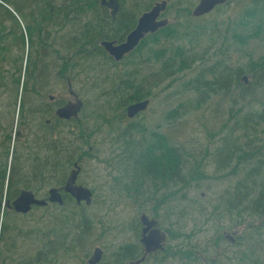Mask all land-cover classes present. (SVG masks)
<instances>
[{"label":"rangeland","instance_id":"obj_1","mask_svg":"<svg viewBox=\"0 0 264 264\" xmlns=\"http://www.w3.org/2000/svg\"><path fill=\"white\" fill-rule=\"evenodd\" d=\"M19 1L27 0H0L1 6L5 3L11 7L9 11L0 7V22L5 21L9 30L28 35L27 28L33 30L35 27L32 24L33 19L28 21V15L35 13L39 7L31 5L34 0H28L29 3L25 5ZM157 1L160 0L140 2L152 5ZM125 3L127 6H133L136 19L142 12L136 9V1L127 0ZM197 3L198 0H170L165 13L169 24L178 32H183L191 26L192 30L198 33V27L210 29L216 24L222 31L224 29L221 27L222 23H225L233 10V0L227 2L228 7L217 6L206 15L194 19L191 17L192 19L188 20ZM96 17L88 13L83 15L82 21H79L81 25L79 29L86 27L82 28L84 21L97 19ZM77 27L79 25H74V29ZM104 34H107V30ZM198 35L179 36L178 41L186 43V51H188L186 55L200 56L201 52L210 46L207 34L203 37ZM163 38L161 35L148 38L146 45H143L139 51L134 50L120 63H114L103 51L96 50L101 56L93 55L89 59L95 68L74 69L77 77L74 81V90L84 104L81 119L85 126V130L80 133V141L75 140L74 148L82 146L91 148L89 152L86 150L89 158L82 164V174L79 179L80 184L92 192V201L89 206H77L72 200L68 201L65 207L49 204L46 208L35 207L29 214L18 216L13 210L7 208L3 210L6 193L5 189L3 192L0 191V194H3L2 199L0 198L3 204L0 207L1 217L5 213L10 227L25 231L26 260L27 256L32 259L34 254L38 255L41 249L43 255L40 264H47L46 258L49 257H52L49 264H88L92 251L95 247H99L103 250L99 264H118L116 259L121 248L126 246L141 248L139 216L144 213L149 218L156 219L158 227L169 236L166 250L148 257L142 262L143 264H264V213L260 214L252 202L257 197L258 189H254L236 211L231 212L227 207V202L232 201L239 194L234 193V188L242 183V178L244 176L246 178L257 161H262L264 183V136L258 133L251 134L249 131L242 133L238 130L235 136L228 138L231 144L234 143V147L238 146L243 151H249L252 146L259 147L262 152L251 157L248 163H242L245 157L242 162L233 161L229 150L224 152L220 150L231 129L235 130L241 122L242 113L250 107L242 106L241 103L233 105V97L224 96L222 92L209 96L204 103L198 104L196 101L200 94L190 88L201 70H206L207 66H212L217 62L216 60H226L229 66L244 67L250 62L248 58L256 59L262 52L263 40L252 38L245 45L238 44L242 46L239 55L231 50L227 52L225 48L227 43L223 41L222 36L215 35L211 42L214 46L203 56V60L195 62L190 69L175 75L177 80L171 85L170 78H166L163 71L160 72L161 62L155 61L152 56L150 61L146 60L149 56L148 51H156L160 48ZM9 39H15L14 35H10ZM154 40L159 41L154 44ZM27 49L29 48L26 43L25 51ZM14 59L17 60L12 57L10 62H15ZM22 59V65L18 64L16 69L21 68L23 72L22 66H27V69L29 67L26 82L28 86L33 79L39 54L33 46L32 56L29 55L28 61L27 56L20 57L19 61ZM82 62L84 64V61ZM9 67L15 71L10 65ZM137 68L138 74L132 77L133 81H127L134 83L130 93L139 86L141 93L147 97L141 101L148 100L149 104L135 119L126 121L125 107L132 102L127 100V93L123 92L124 94L118 97L113 96V93L119 91L115 88H121L125 80L130 77L129 73ZM82 74L88 78L82 77ZM107 75L117 80L112 88L103 84ZM207 76L205 75L204 78L206 79ZM5 82V92L0 93L2 108L0 116L3 123L5 121L10 124L14 117L16 119L20 115L19 100L23 96L21 89L19 90V80L16 83H13L12 79ZM61 85L58 81L56 93L61 96L59 100H65L66 92ZM49 87L50 80L45 88L46 91H49ZM28 95L27 93L26 106L31 97L29 96L27 101ZM35 99L37 97L32 98L31 108H28L25 115H32ZM175 108L178 112L170 117L169 113ZM17 124L19 122L15 120L14 125ZM128 126L133 130H135L133 127L137 126L149 131L156 129L166 138H170L173 142L171 144L182 151V164L178 171L181 181L177 185L165 187L164 191L168 193L164 195L169 197L165 205H159L163 200L162 190H153L147 185L149 182L145 183V187L136 184L139 177L129 171L131 167L136 168L132 154L122 162L121 158L117 159L120 142L116 141L115 137ZM242 134L247 136L250 134L251 138H242ZM13 137L14 130L11 148ZM18 151L23 152L22 178L19 187L15 188L31 190L38 198L47 195L50 188L62 187L69 173L74 169L70 164H56L51 161L49 163H52V166L46 169L48 173L46 179L37 177L38 180L44 181L40 185L28 180L30 173L35 174L34 165H28L27 151L31 152L28 142H21ZM226 158H231V161L225 162L226 165L222 168L221 164ZM122 163L126 165L122 166ZM234 167L236 169H233ZM241 195L243 196V192ZM225 231H238L235 245L231 246L222 239ZM182 234L183 240H181ZM51 241L55 243L49 244L48 242ZM181 242L186 245V257H179L173 252L166 254L175 246L178 247ZM5 250L4 245L1 250V261L5 256ZM195 251L201 252L203 259L193 257ZM25 264L28 263L25 261Z\"/></svg>","mask_w":264,"mask_h":264},{"label":"trees","instance_id":"obj_2","mask_svg":"<svg viewBox=\"0 0 264 264\" xmlns=\"http://www.w3.org/2000/svg\"><path fill=\"white\" fill-rule=\"evenodd\" d=\"M121 1L126 2L127 0ZM135 1L140 2L142 0ZM6 2L10 5L12 4L11 2ZM17 2L18 1H15V3ZM19 2H23L24 5L25 3H29L28 0ZM49 2H59L64 4L68 3L70 10L73 9V13L70 12V14L72 13L73 17L81 19L84 11L88 9V6H93L94 4L98 3L99 0H34L31 2V5H37L39 8H37V11L35 13L28 15V21H30L31 19L34 20L36 18H66L70 16V14H54L53 11L44 10V6L42 7L38 5L41 3ZM227 2L223 5H226L228 7ZM8 4L4 3L3 5L5 7L1 5L0 7L4 8L6 11H9L11 7ZM221 6L222 5L218 6V8H221ZM94 11H96V9ZM46 12H48V14ZM187 19L190 20L192 18L190 17ZM24 23L26 25V22ZM32 24L35 25V22ZM217 25L218 24L214 25L210 29H207V27H198L197 33L196 31L192 30L191 26L187 27L183 32H178L176 31L175 27H172L169 24L165 28L161 29L158 33H155L154 35H150L143 39L134 50L139 51L143 45H146L148 38H154L157 35L163 36L164 38L162 39L160 48H158L156 51H148L149 56L146 57V60L150 61L152 56L155 61L161 62L160 72L163 71V74L166 76V78H170L169 84H173L177 80V77H174L175 75L190 69V67L195 62L203 60V56L211 50L212 46H214V44L211 42L213 41L215 35L222 36L223 41L227 43L225 46L227 52L228 50H231L233 52L239 53V55L241 54L240 49L242 46L238 44L245 45L252 38L258 39L260 41L263 40L262 52L257 56L256 59L248 58L250 62L245 64L244 67L229 66L226 60H216L217 62H215L212 66H207L206 70H201L200 74L193 80L194 84L190 86V88H193L200 94V97H198L196 101L198 104L204 103L209 96L216 95L217 93L222 92V95L224 96L229 95L233 97V105H238L239 103H241L242 106L248 105L250 107L242 113L241 122L236 126L235 130L231 129L226 139L224 140L222 149L220 150V152L222 150L223 152L229 150L230 157L233 158V161L242 162V159L245 157L242 163H248L251 161V157L262 153L260 152V148L250 146L249 151H243L238 146L234 147V143L231 144L228 138H232L233 136H235L238 133V130H241L242 133L249 131L251 134L258 133L264 136V0H233V10L227 17L225 23H222L221 26L224 27V29L222 31L219 30L220 27ZM133 26L134 24L132 25L128 20L125 21L121 19L119 23V29L114 32L113 36L106 37L105 39H114L121 42L123 34ZM7 27L8 26L6 25L5 21L0 22V51H5L7 49H17L18 47L25 49L27 43L29 48L27 49V53L32 56L31 48L33 46V42L31 41L30 37H32L36 33V25L33 30H29L26 25L28 35H25L24 32L18 34V31L9 30ZM86 30L87 29H85L82 34L75 38L79 39V43H77L76 45L82 47V45L84 44L87 46L91 45V47H95L100 40L104 39L97 38L95 40H87L89 37V30ZM196 34H199V37H203L205 34H207V40L209 41L210 46L207 47L206 50H203L200 56H198L197 54L188 56L186 55L188 51H186L185 41H178L180 40L178 38L180 35H184L187 37L188 35ZM10 35H14L15 39H9ZM82 39L86 41H84L81 45L80 42ZM158 41L159 40H154L153 43L157 44ZM94 54L97 56H101V54L97 53L96 51L94 52ZM130 54H132V52ZM77 55L73 58V60L75 61V68L77 65L85 67L86 69L89 68V70H91V68H95L89 62L90 57L83 56L81 53H78ZM11 56L12 54L10 55L9 60H11ZM109 59L114 63L121 62H115L111 57H109ZM207 59L209 60V58ZM1 60L5 61L4 58H2ZM22 61L23 59L21 61L15 60V62L13 63L8 61V64L11 63L12 65L17 66L18 64L21 65ZM79 61H81V63H79ZM82 61H84V64ZM234 64L236 65L237 63ZM18 71L19 73H21V69H18ZM137 71L138 68L134 72L129 73L130 77L125 80L126 82H124L125 84H122L123 86L121 88H115V90L119 89V91L113 93V96L118 97L120 94L123 95L124 93H127V100L132 102L131 104L147 98L146 95H143L141 93V88L139 86H136L133 92L130 93V89L134 88V83L127 81H133L132 77H135L136 74H138ZM205 75H208L206 79L204 78ZM10 76L12 75L10 74ZM242 76L248 77L247 84H245L241 80ZM32 77L34 79H37L38 75L33 74ZM105 81L106 82L101 83L107 85L108 88H112V86L116 84L115 82L117 80H115V77L107 75ZM122 104H124V102ZM253 106L255 108H258L254 110ZM175 112H178L177 108L173 109L169 113V116L171 117ZM133 128L135 130L131 129L129 126L124 128L121 134L117 133V137H115V140L119 141L120 143L122 142L125 145L127 153L129 155H133V162L134 164H136V168L131 167L129 171L132 172V175L139 177L138 183L136 184L140 185L141 187H145V183L149 182L147 185L153 190H162L163 200L159 203V205H165L169 200V197H166L164 195L168 193L164 191L165 187L177 185L178 182L181 181L178 171L182 164V151L177 146L171 144L173 142H171L170 138H166L165 135L160 134L156 131V129H152L149 131L148 129H145L141 126ZM241 137L251 138V135L248 134L247 136L246 134H242ZM231 158H226L224 160V162L221 164L222 168L225 167V162L230 163ZM124 165L126 164L122 163V166ZM49 167H51L50 164H44L42 170ZM261 167L262 161H257L256 164L249 170L246 178L245 176L242 178V183L234 188V193L239 194L235 199L233 198L232 201L227 202V207L231 212L236 211L241 206L242 202L248 197V195L254 192V189H258L257 197L252 202L256 206L257 211H259L260 214L264 213V183L262 181ZM233 169H236V167H234ZM33 170L35 174L39 173L38 166L34 165ZM191 175L192 171L190 173V176ZM241 192H243V196L241 195ZM177 239L178 236L176 240ZM48 243L53 244L55 242L51 241ZM133 247L136 249L134 250ZM177 248L178 247L175 246L174 249H172L170 252H166V254L173 252L177 254V256L182 257L180 256L179 251H177ZM156 253L152 255H155ZM39 255L41 257L40 261L37 260V256ZM42 255V250L40 249L39 254H34L32 259L28 258L27 256L26 262L28 264H40L42 262ZM184 256L186 257V255ZM140 257L141 253L139 251V247L126 246L120 249V252L117 255L116 262L118 264H130V261H136ZM51 258L52 257L46 258L47 264H49Z\"/></svg>","mask_w":264,"mask_h":264},{"label":"flooded vegetation","instance_id":"obj_3","mask_svg":"<svg viewBox=\"0 0 264 264\" xmlns=\"http://www.w3.org/2000/svg\"><path fill=\"white\" fill-rule=\"evenodd\" d=\"M169 1L170 0H168V4ZM157 2H154L152 5L150 3L144 4L142 2H136V9L141 10L142 12L135 19L136 15L134 9H132L133 6H127V4L125 2H122L121 0H118L117 5H111L109 0H99L98 3L94 4L93 6H88V9L84 11L83 15H86L87 13L94 14L95 16H97V19H90V21H84L82 24V28L84 26L86 27H84L82 30L79 29L81 27L79 21H82V18L80 19L73 17V9L70 10L68 3L64 4L59 2H49L38 4L39 6H44V10L53 11L54 14L61 13L65 15L70 14V12L72 13L69 17L66 18H36L32 21L35 22L36 33L30 38L33 42L35 50H37L39 54V61L33 71V74L38 75V78H33L30 81V84H28V86H26V82L27 74L29 73V67L27 69V66H22L24 70L23 72L21 71L23 73V75H21V73L17 72V70L21 68L16 69L17 66L11 64L13 62L8 64V61L10 62L9 57L11 54V57H15L17 60H19L20 57L27 56L28 61L29 54L27 53V51L20 47H18L17 49H7L5 51H0V93L5 92V81H7L8 79H12L13 83H16L19 80V90L21 89L23 96V98H20L19 100L20 115H18L16 119L13 115L14 120H12V123L9 124L5 121L3 123L0 116V191L3 192V190L5 189L6 193L3 210L7 208L8 210H13L15 213H17L18 216H24L33 211L35 207L46 208L49 204H52L53 206L58 205L60 207H65L67 205V202H71V200L75 201L77 206H89L84 201L79 203L77 199L66 190L68 186L67 184L71 180L72 176H74V174H76L75 185L78 187H84L80 184L79 177L82 174V164L83 162H85V160L89 158L88 152L91 149L87 146L74 148L75 140L80 141V133L85 130V126L82 123L81 119L82 112L84 109L83 102L81 110L77 114V116L70 115L68 117H61L58 113L59 110L66 108L71 103L81 100L78 98L74 90V81H76L75 79L77 78L75 76L74 69L79 68L81 66L77 65L75 68V61L73 60V58L78 53H81L83 56L86 57H91L95 55L94 52L96 50H101L104 52L105 55L111 57L105 51L104 47L100 45V43L104 41L113 42L115 45L122 43L126 39V36L135 28L140 16L143 13L148 12ZM112 6H116V9H114V11ZM95 9L96 11H94ZM167 9L168 5L166 7V10L160 13L157 20L166 18L165 13ZM111 12H114V15H112ZM46 13L48 14V12ZM121 19L125 21L128 20L129 22H131L132 25L134 24V26L132 28H129L127 32L123 34L121 42L116 41L114 39H105L106 37L113 36L114 32L119 29V23ZM74 25H79V27L74 29ZM85 29H87L86 31L89 30V37L87 40H95L97 38L104 39L100 40L95 47H91V45H82V43L86 41L82 39L80 43L82 47L85 48L83 49L79 45H76L77 43H79V39L75 38L82 34ZM161 29L163 28H159L156 32L152 34H146L143 39L150 35L158 33ZM106 30L107 34H104ZM130 53L131 52L124 55L120 61H122ZM2 58H4L5 61L1 60ZM24 63L26 65V60ZM79 63H81V61H79ZM9 65L14 68L15 71L11 70ZM10 74L12 76H10ZM82 77L88 78V76L84 74H82ZM49 80V91H46L45 88L48 86ZM58 81L61 82V86L66 92V94H64L66 98L65 100H59L61 96L56 93ZM65 88L67 89V91ZM27 93L29 94L27 97V101L29 96L31 97L29 100V104L26 106L25 100ZM33 97H37V99H35L34 107L32 106V115H25L27 114L28 108H31V100ZM126 108L127 107H125V115L127 117L126 121L135 119V117L128 118L126 114ZM1 110L2 108L0 103V112ZM29 116H32V118ZM15 120L18 121L19 124L14 125ZM74 126L76 128H74ZM13 130L14 137L11 148ZM21 142H28L29 149H31V152L27 151L29 161L28 165L33 164L39 167V173H30V177H28V180L31 182L40 185L42 182H44L43 180L46 179V175L48 176V173L46 169L42 170V167L44 164H50L52 166V163H49L51 161L56 164L63 163L64 165L70 164L71 166H73L74 169L71 170L69 176L67 177L62 187L50 188L48 194L41 198H38L37 195L31 190H20L15 188L19 187L22 178L21 170L23 163V152L18 151ZM86 150L88 152H86ZM118 154L119 155L117 159L121 158V162L123 159L131 157L127 153L125 145L122 142L120 143ZM61 159H64V161H61ZM34 175L35 177H33ZM37 177H41V179L43 180H38ZM23 191L31 192L36 200L44 201L45 204H32L31 209L28 210L27 213L17 212L14 206V202L18 200ZM2 195L3 194H0L1 199ZM23 199L31 200L28 196L24 197ZM2 206L3 204L0 202V207ZM142 214L144 213H141L140 215ZM140 226L141 236V231L143 228L141 223ZM157 228L159 227L157 226ZM24 232V229L16 228L15 230L10 227V225L7 224V217L5 213L2 217L0 213V264H25L26 258L24 248L26 240ZM163 232L165 233L166 238L168 240L169 234H167V232L165 231ZM237 232L238 231H225L222 234V239L226 240L231 246H233L237 243ZM148 233L149 232L146 233V236L148 235ZM2 234L4 235V237H2ZM5 239H7V241H5ZM183 239L184 235L182 234L181 240ZM4 245L6 249V258L4 256L3 261H1V250ZM140 245V258H142L144 256V251L141 243ZM133 249L135 250L136 248L133 247ZM178 249L180 256L183 257L184 255H186V245L184 244V242H181L180 245L178 244ZM156 252H159V250ZM156 252L148 253L142 262H144L148 257H150ZM92 255L93 251L88 261L90 260ZM194 256L198 259H203V255L199 251H195L193 257ZM40 259V255L37 256V260L40 261ZM131 262L132 261H130L129 263Z\"/></svg>","mask_w":264,"mask_h":264},{"label":"water","instance_id":"obj_4","mask_svg":"<svg viewBox=\"0 0 264 264\" xmlns=\"http://www.w3.org/2000/svg\"><path fill=\"white\" fill-rule=\"evenodd\" d=\"M228 0H198L197 5L194 7L190 16L193 18H198L200 16L206 15L215 7L223 5ZM110 4H118V0H109ZM168 5V0H161L157 2L148 12L143 13L137 21L135 28L126 36V39L115 45L113 42H101L100 45L104 47L105 51L116 61H120L124 55L129 52L134 51V49L139 45L140 41L143 40L146 34H152L156 32L159 28H165L169 21L167 18L157 20L160 13L166 10ZM113 11L116 6H112ZM114 15V12H111ZM241 80L247 84L248 77L242 76ZM149 104L148 100L139 101L130 104L126 108V114L128 118H133L135 115L146 110ZM82 107V101L71 103L66 108L58 111L61 117H68L70 115L77 116ZM74 177V178H73ZM73 178V181H72ZM71 180L67 184L66 190L71 193L77 201L80 203L84 201L87 205H90L92 201V192L86 187H78L75 185L76 174L72 176ZM30 197L31 200L23 199L24 197ZM32 204L44 205V201L36 200L31 192L23 191L21 196L17 201L14 202L15 209L17 212L27 213L31 209ZM139 222L142 224L143 228L141 231V238L139 242L143 246L144 256L136 262V264L141 263L146 255L151 252L163 251L167 243L166 235L161 231L158 226V221L153 218H149L145 214L139 216ZM148 235L146 236V233ZM100 258V251L95 248L93 255L88 261V264H96Z\"/></svg>","mask_w":264,"mask_h":264},{"label":"bare ground","instance_id":"obj_5","mask_svg":"<svg viewBox=\"0 0 264 264\" xmlns=\"http://www.w3.org/2000/svg\"><path fill=\"white\" fill-rule=\"evenodd\" d=\"M4 4V3H3ZM10 8V7H9ZM11 9V8H10ZM248 83V82H247ZM138 116V114L137 115H135L134 117L136 118ZM98 248V250L100 251V258H99V260L97 261V263L96 264H99L100 262H101V260H102V257H103V250L101 249V248H99V247H97ZM166 250V247H164V250L163 251H160V252H164ZM141 258H139L138 260H140ZM138 260H136V261H132L130 264H136V262L138 261ZM140 264V263H139Z\"/></svg>","mask_w":264,"mask_h":264}]
</instances>
